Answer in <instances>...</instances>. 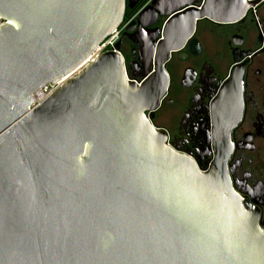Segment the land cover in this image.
Here are the masks:
<instances>
[{
    "label": "water",
    "instance_id": "95a60500",
    "mask_svg": "<svg viewBox=\"0 0 264 264\" xmlns=\"http://www.w3.org/2000/svg\"><path fill=\"white\" fill-rule=\"evenodd\" d=\"M140 1L0 0V264H264L226 155L203 172L152 122L196 24L237 22L258 2L151 0L125 29L146 38L139 81L119 42L87 63Z\"/></svg>",
    "mask_w": 264,
    "mask_h": 264
},
{
    "label": "flooded vegetation",
    "instance_id": "af4514ba",
    "mask_svg": "<svg viewBox=\"0 0 264 264\" xmlns=\"http://www.w3.org/2000/svg\"><path fill=\"white\" fill-rule=\"evenodd\" d=\"M248 1L258 3L237 22L200 20L183 48L170 56L168 88L152 122L203 172L226 155L233 190L264 230V0ZM131 28L118 42L129 77L139 81L148 62L146 38L138 26ZM162 116L167 125L157 126Z\"/></svg>",
    "mask_w": 264,
    "mask_h": 264
},
{
    "label": "built area",
    "instance_id": "2783aa9c",
    "mask_svg": "<svg viewBox=\"0 0 264 264\" xmlns=\"http://www.w3.org/2000/svg\"><path fill=\"white\" fill-rule=\"evenodd\" d=\"M135 17V16H134ZM132 17L128 21L124 22L119 29L113 32V34L108 37L94 52V54L88 59L87 63L94 61L98 56H100L105 51L114 50L115 45L118 43L121 34L125 31L128 25L133 20ZM83 68L76 71L72 76L62 78L61 80L47 84L41 88H39L33 95H32V104L29 107L30 110L35 109L38 107L43 101H45L48 97L59 91L65 83L74 77L75 75L79 74ZM127 77L130 79L129 75ZM132 80V79H130Z\"/></svg>",
    "mask_w": 264,
    "mask_h": 264
},
{
    "label": "trees",
    "instance_id": "16d2710c",
    "mask_svg": "<svg viewBox=\"0 0 264 264\" xmlns=\"http://www.w3.org/2000/svg\"><path fill=\"white\" fill-rule=\"evenodd\" d=\"M151 0H141L138 5L133 8V9H130L129 7L126 8V15H125V18H126V21H128L129 19H131L132 17H134L137 12L142 8L144 7L146 4H148ZM125 21V22H126Z\"/></svg>",
    "mask_w": 264,
    "mask_h": 264
},
{
    "label": "rangeland",
    "instance_id": "374dc122",
    "mask_svg": "<svg viewBox=\"0 0 264 264\" xmlns=\"http://www.w3.org/2000/svg\"><path fill=\"white\" fill-rule=\"evenodd\" d=\"M129 75V74H128ZM157 126H165L167 125L165 118L162 116L160 120L156 122Z\"/></svg>",
    "mask_w": 264,
    "mask_h": 264
},
{
    "label": "bare ground",
    "instance_id": "6f19581e",
    "mask_svg": "<svg viewBox=\"0 0 264 264\" xmlns=\"http://www.w3.org/2000/svg\"><path fill=\"white\" fill-rule=\"evenodd\" d=\"M101 45V44H100Z\"/></svg>",
    "mask_w": 264,
    "mask_h": 264
}]
</instances>
